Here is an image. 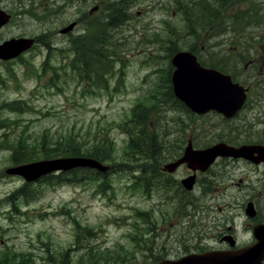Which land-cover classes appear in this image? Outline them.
I'll list each match as a JSON object with an SVG mask.
<instances>
[{
    "label": "rangeland",
    "instance_id": "374dc122",
    "mask_svg": "<svg viewBox=\"0 0 264 264\" xmlns=\"http://www.w3.org/2000/svg\"><path fill=\"white\" fill-rule=\"evenodd\" d=\"M114 1L0 0V9L11 15L9 23L0 29V43L11 38L36 41L17 58L0 63V260L7 254L8 264H53L47 257L59 253H66L63 264H151L156 259H178L182 252L198 249L204 241L213 245L208 236L215 223L237 217L239 207L233 204L241 199L235 188L227 192L233 196L225 194L227 206L221 211L223 190H218L198 201V212L190 204L197 199V189L187 192L190 198L185 197V204L177 206L172 198L167 202L159 198L158 190L149 192L145 185L136 186L133 177L138 176L134 167L138 162L131 166L122 163L137 155L125 152L129 143L125 129L130 128L125 122L134 120L132 112L139 102H152L155 91L162 90L165 68L172 71L166 58L167 35L181 50L188 49L183 43L190 44L198 50L199 60L210 65L215 54L225 59L229 55L228 24L235 25L232 37L238 39L245 30L240 25L247 24L243 19L250 18L246 13L251 15L252 7L259 16H253L256 18L249 23L264 21V0H234L226 7L222 22L195 39L176 36L184 25L177 0H139L128 10L130 20L112 32L115 59L123 63L115 60L108 69L112 73L104 77L106 87L84 86L70 70L74 46L70 41L87 26L89 11L96 5L102 11ZM100 11L98 16L102 15ZM229 17L232 22H228ZM72 23L70 33L59 34ZM156 100V113L151 112L145 123V138L164 146L166 138L162 137L174 129L179 104L169 97ZM10 103L13 110L8 108ZM184 116L185 122L197 119L187 112ZM207 118L203 117L196 129L200 136L197 142L202 144L203 139L213 141L217 130L206 122ZM68 135L71 139L61 144L76 142L91 149L104 143L105 156L114 158L102 162L108 170L98 173L73 168L66 172L78 170L84 179L57 187L4 173L14 166L9 143L26 140L39 154L57 137ZM134 139L142 140V136ZM60 174L62 171L53 170L41 178L50 177L51 181ZM260 214H264V208Z\"/></svg>",
    "mask_w": 264,
    "mask_h": 264
},
{
    "label": "flooded vegetation",
    "instance_id": "af4514ba",
    "mask_svg": "<svg viewBox=\"0 0 264 264\" xmlns=\"http://www.w3.org/2000/svg\"><path fill=\"white\" fill-rule=\"evenodd\" d=\"M94 9L88 12L89 16L99 13L100 6L96 5ZM227 27L231 38L226 40V53L229 54L226 59L215 54L213 63L204 65L199 60L198 50L193 49L202 67L219 72L239 86L243 95L240 108L230 117L215 110L199 115L187 108L183 101L177 100V122L174 129L169 131V136L162 137L166 138L165 145L161 143L158 146L150 141L151 150L144 155L145 175L142 178L146 191L158 190V197L167 199L164 202L172 198L178 202L177 206H183L185 197L190 198L185 193L194 192L195 189L197 194L194 197L197 199L191 200L190 204L198 212L197 206L201 207L198 201L212 191L223 190L220 192L223 198L219 211L227 206V196L234 195L227 194L230 189L235 188L241 199L233 204L241 208V212L237 208L236 218L215 223L212 234L208 236L213 245H207L204 241L198 249L182 252L179 258L208 252L237 253L256 242L259 235L256 231L264 225V214H260L261 208H264V21L256 25H240L245 30L237 35L238 39L232 37L235 35V25L228 24ZM171 93L174 96L172 89ZM184 112L197 119L185 122ZM203 117H209L206 122L217 128L211 137L213 141L203 139L205 144L197 142L200 136L196 134ZM216 145H223V152L217 153L211 161L201 164L204 161L186 158L187 153ZM179 160L181 162L175 165ZM186 186L190 188L187 190ZM158 262L160 260L156 259L151 264Z\"/></svg>",
    "mask_w": 264,
    "mask_h": 264
},
{
    "label": "trees",
    "instance_id": "16d2710c",
    "mask_svg": "<svg viewBox=\"0 0 264 264\" xmlns=\"http://www.w3.org/2000/svg\"><path fill=\"white\" fill-rule=\"evenodd\" d=\"M138 1L139 0H117L111 2V4L107 7L104 6L102 11H100L102 15L100 17H89V21L87 22V26L84 27L83 32L77 36H74V39L70 41L71 44L74 45L72 47L73 62L70 63V70L73 71V74L77 79H81L84 86L89 84L97 85L96 88H101L102 85H104V87L107 86L108 83L107 81L105 82L104 77L106 74L112 73H110L108 69L112 67L113 62L116 60V53L113 51L115 48L113 42L115 41L113 40L114 34H112V32L130 20L131 16L128 13V10ZM233 1L234 0H192L190 2L189 0H177L180 6V12L183 15L182 23L184 24L182 29L178 28V34L176 35L177 38H199L201 34L204 33V31H208L214 24H219L222 22V19L224 16H226V7L233 5ZM230 2L232 3L230 4ZM253 3L251 2V4ZM248 4L251 6L250 3ZM248 14L246 13V15L250 18H247V20L243 19L245 23H249L250 20H254V18L259 16L257 15V11L254 10V7L251 8V15ZM253 16L256 17L253 18ZM231 17L228 18V22H232ZM168 34L170 35V33ZM167 38L168 40H164V42L167 50L166 58L169 62L171 55L176 51H180L181 49L178 45H176L177 41L172 40V38L168 35ZM159 42L162 44L163 39L160 38ZM183 44L188 47L187 50L193 51V53H195L190 44H186V42ZM116 62L123 63L122 60H116ZM45 65L46 63L42 66V73L46 70ZM170 73L171 72L168 70V68H165L164 78L162 81L163 91H155L156 95L154 94L151 97L153 101L148 104H146L147 102L144 104L139 102V105H136L135 110L132 112V116L135 117L134 120L128 119V121L125 122L130 126V128L125 129L127 130L126 132L129 139V143L127 145L128 147L126 148L125 152L130 150L131 153H136L137 155H132L130 157V162L122 163L124 166H131L135 162H138V164L134 166L136 170L138 169V176L133 178L136 180L134 184L139 187L144 185V178H142L145 175L143 164L145 160L144 155L147 151H150V140H146L145 138V123L148 121L151 112L154 114L156 113V99L158 97L161 99L164 97H169L177 103L171 93L172 88L170 84ZM164 87L166 88L165 91ZM13 105L14 104L12 103L8 104L9 110H13ZM138 135L142 136V140L134 139L136 136L138 137ZM44 136L47 137L46 135ZM45 137H41V139H44ZM64 139H71V137L70 135H68V137H57L55 140H53L54 142L50 144V147L46 151L41 149L39 154L35 152L34 145L32 147L30 146V143L26 142V140L18 139L14 145L9 143L10 146L13 147L10 157L11 161L14 166L51 160L59 157H89L101 163L107 159L114 161V158L110 157V154L105 156L104 153H106V149L103 147L104 143L102 142L100 144H94L91 149H84L79 143L76 142L68 143V141H66L64 144H61L60 142ZM42 144L43 142L41 143V146ZM71 144H73V146H70ZM125 158L126 157H123L122 159L124 160ZM77 173L78 170L62 172V174L59 176L51 177L52 182L55 180L53 183L48 181L50 177L45 179L41 178L38 181L43 182V184H52L51 186L56 187L63 184L79 183L84 178H82V176L78 175ZM70 175L72 178L68 177ZM28 185L29 184H26L24 187ZM78 235L79 234H76L77 237ZM64 254L66 255V253H59L58 256L51 254L47 257V260L53 264H63ZM9 258L10 257L5 254L0 260V264H8ZM111 258H115V256ZM116 261H118V259ZM21 263L24 264L23 261H21Z\"/></svg>",
    "mask_w": 264,
    "mask_h": 264
},
{
    "label": "water",
    "instance_id": "95a60500",
    "mask_svg": "<svg viewBox=\"0 0 264 264\" xmlns=\"http://www.w3.org/2000/svg\"><path fill=\"white\" fill-rule=\"evenodd\" d=\"M10 15L0 9V29L8 23ZM74 24L63 28L59 34L66 35L73 30ZM33 44V39L12 38L0 44V60L7 61L20 55ZM175 69L171 75V83L177 98L194 111L203 113L210 109L230 116L239 107L243 99L241 91L232 85L228 78L220 73L204 69L189 52H178L172 57ZM227 83H222V79ZM184 93V94H182ZM227 101V102H226ZM203 109V110H202ZM223 145H217L205 151L187 153L186 158L203 157L206 153L223 151ZM219 148V149H218ZM212 155L211 158H213ZM77 167L93 168L104 172L107 167L90 158H59L28 165H19L5 170L8 175L22 176L26 181H33L53 170L67 171ZM203 170V168H202ZM256 242L234 254L204 253L191 255L178 261H164L159 264H261L264 260V225L258 227Z\"/></svg>",
    "mask_w": 264,
    "mask_h": 264
},
{
    "label": "bare ground",
    "instance_id": "6f19581e",
    "mask_svg": "<svg viewBox=\"0 0 264 264\" xmlns=\"http://www.w3.org/2000/svg\"><path fill=\"white\" fill-rule=\"evenodd\" d=\"M85 33V32H84Z\"/></svg>",
    "mask_w": 264,
    "mask_h": 264
}]
</instances>
